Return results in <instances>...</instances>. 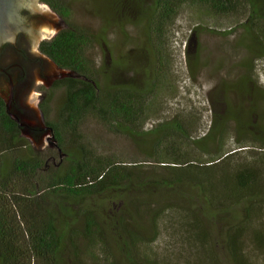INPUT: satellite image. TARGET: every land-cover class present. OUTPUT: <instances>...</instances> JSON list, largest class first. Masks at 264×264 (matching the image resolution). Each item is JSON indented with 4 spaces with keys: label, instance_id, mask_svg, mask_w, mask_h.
<instances>
[{
    "label": "trees",
    "instance_id": "16d2710c",
    "mask_svg": "<svg viewBox=\"0 0 264 264\" xmlns=\"http://www.w3.org/2000/svg\"><path fill=\"white\" fill-rule=\"evenodd\" d=\"M42 2L70 16L65 0ZM133 2L137 0H113L112 6L125 21L142 25L149 45L151 63L139 84L116 78L124 60H116L114 75L103 81L95 65L88 63L86 50L104 42V26L95 34L70 25V30L43 43L59 67L85 80L64 78L54 84L53 89L64 92L57 121L46 120L62 157L57 166L51 156L30 146L0 152V264H115L113 251L126 264H154L145 250L158 239L160 220L176 208L165 201L152 202L149 196L155 190L185 186L198 193L211 213L229 214L244 205L245 219L225 234L231 264L256 263L244 249V226L251 224L252 245L264 250V225L255 224L264 209V85L255 70L256 61L264 59V0L141 1L139 16L133 14ZM185 7L209 18L240 19L227 32L242 30L239 47L246 51L239 64L209 71L220 77L209 93V127L199 137L191 110L145 126L160 111L159 94L172 88L165 30ZM105 22L109 25L108 19ZM187 59L196 78L200 58ZM52 94L42 105L45 119ZM87 117L132 141L145 157L142 161L156 165L147 171L145 164L96 154L81 138L80 125ZM0 131L11 138L19 132L1 99ZM248 146L261 149L252 161L242 159L238 150Z\"/></svg>",
    "mask_w": 264,
    "mask_h": 264
},
{
    "label": "rangeland",
    "instance_id": "374dc122",
    "mask_svg": "<svg viewBox=\"0 0 264 264\" xmlns=\"http://www.w3.org/2000/svg\"><path fill=\"white\" fill-rule=\"evenodd\" d=\"M141 1L144 4L150 3V0L133 2L132 11L136 16L142 11ZM65 2L70 8L68 18L70 25L82 27L95 34H99L104 26V42L99 41L88 47L85 53L88 63L94 64L97 68L100 80L103 81L108 74L114 75L112 71H115L113 64L116 60L126 61L125 67L117 69L120 70L115 74L117 79L132 80L135 84L145 80V70L151 63V51L145 42L141 24L127 22L121 15L119 16L112 6L113 0H65ZM38 4L42 5V0H39ZM205 16L204 12L185 7L165 30L166 54L169 59L168 78L172 88L159 94L160 111L147 119L145 123L147 129L159 121L170 118L177 111L186 113L191 110L196 123L198 122V129L195 132H198V137L204 134L209 127L211 116L209 93L220 77V73L214 76L209 74V71L214 70L216 66L227 70V66L237 65L246 57V51L239 47L244 35L242 30H236L232 34L227 32L239 24L240 19ZM106 19L109 20V25H106ZM188 56L200 58L201 66L196 78L190 74ZM205 65L208 67L204 68ZM255 70L259 83L264 85V59L256 61ZM56 80L43 86L49 87ZM216 89L219 87L216 86ZM218 93L219 91H216L214 95L221 99ZM51 98L46 120L55 123L64 100L63 90L55 91ZM37 109L39 110L38 106ZM80 133L81 138L96 154L110 156L131 165L145 164L144 167H149L147 171L156 165L153 162H143L145 157L139 153L132 141L109 133L92 117L82 120ZM226 142L227 145H231L233 140L228 139ZM29 146L33 147L21 136V132L18 138H11L0 131V152ZM38 150L51 156L52 164L56 165L62 159L61 154L59 158L56 147L44 146ZM238 150H241L239 153H242L240 154L242 159L251 161L257 158L256 151H261L252 146ZM149 199L157 203L165 201L176 208L175 211H168L160 220L158 239L150 248L144 249L155 261L154 264H231L225 247V234L229 226L245 219L244 205L234 207L229 214L217 211L211 213L206 209L198 193L187 186L172 191H152ZM115 209H118V205ZM259 214L261 216L255 220V224L264 225V209ZM250 232L251 224L244 226L242 240L245 252L250 260L256 262L255 264H264V250L259 251L253 247ZM113 253L115 264H126L121 254L116 251Z\"/></svg>",
    "mask_w": 264,
    "mask_h": 264
},
{
    "label": "water",
    "instance_id": "95a60500",
    "mask_svg": "<svg viewBox=\"0 0 264 264\" xmlns=\"http://www.w3.org/2000/svg\"><path fill=\"white\" fill-rule=\"evenodd\" d=\"M38 3L0 0V99L10 119L18 122L21 136L35 149L57 145L33 91L56 79L85 80L55 65L39 45L60 29L55 28L52 10Z\"/></svg>",
    "mask_w": 264,
    "mask_h": 264
},
{
    "label": "flooded vegetation",
    "instance_id": "af4514ba",
    "mask_svg": "<svg viewBox=\"0 0 264 264\" xmlns=\"http://www.w3.org/2000/svg\"><path fill=\"white\" fill-rule=\"evenodd\" d=\"M42 4H45V5H47L51 10H52V12L56 15V17H57V21H56V24H55V28H57V29H60L58 32H56L55 34H53V35H51L50 37H48L47 39H45L44 41H42V42H40L39 43V45L41 46V48H42V45H43V43L44 42H50V41H52L54 38H56V37H58L62 32H64V31H67V30H70V24H69V17H67V16H62L61 15V13L60 12H58V11H56V10H53L48 4H46V3H43L42 2ZM70 9V8H69ZM43 49V48H42ZM44 52H45V50H44ZM46 53V52H45ZM47 54V53H46ZM47 56H48V54H47ZM49 57V56H48ZM50 58V57H49ZM50 60L55 64V65H57L55 62H54V60H52L51 58H50ZM58 66V65H57ZM59 67V66H58ZM61 68V67H60ZM63 69V68H62ZM63 70H65V71H68V72H72L74 75H77V76H80V75H78V74H76L75 72H73V71H71V70H69V69H63ZM81 77V76H80ZM83 78V77H82ZM64 79V78H63ZM84 79V78H83ZM61 80V79H60ZM57 81H59V80H56V81H54L53 83H51L50 85H49V87L47 86V87H44L43 85L42 86H40L38 89H36L35 91H33V93L34 94H37V95H39V97H40V102L39 103H37V106H38V108H39V112L41 113V117H42V121H43V123H45L46 124V119H45V114H44V111H43V109H42V105H43V103L45 102V101H47V99H48V96H49V94L51 93V92H53L54 93V91H58V90H60V89H53L54 88V84L57 82ZM53 90V91H52ZM36 91H38V92H36ZM14 120V119H13ZM16 123H17V126L19 127V124H18V122L16 121V120H14ZM19 135H20V127H19V132H18V134H17V137L16 138H18L19 137Z\"/></svg>",
    "mask_w": 264,
    "mask_h": 264
}]
</instances>
